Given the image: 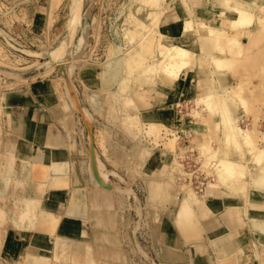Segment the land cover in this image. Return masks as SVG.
<instances>
[{"label":"rangeland","instance_id":"obj_1","mask_svg":"<svg viewBox=\"0 0 264 264\" xmlns=\"http://www.w3.org/2000/svg\"><path fill=\"white\" fill-rule=\"evenodd\" d=\"M152 1L84 0L82 23L77 31V39L86 28L89 35L87 46L89 54L86 61L67 69L63 62L65 52L49 62L43 55L38 57L33 54H44L58 46L67 31L73 27V18L69 16L70 0H0V101H3V96L7 92L16 91L39 80L55 83L68 108L77 111L76 119L85 131L87 139L91 141L93 136L92 140L97 146L105 169L113 172L112 169L118 168L116 171L119 173L113 172L114 176L110 179L123 190L112 192L116 223L108 230L113 231L111 235L115 243L113 245L104 241L103 236L98 238L96 234L98 229L94 225V220L90 219V224L87 225L88 232H84L86 235L81 238L86 237L89 240L86 246L89 250L84 254L74 255L77 263L81 262V258H86V264H158L152 248V236L156 235L162 217L174 213L166 207L172 210L178 208L180 190H187L189 186L190 192L193 190L201 196L209 182H218L213 171L219 166L220 158L232 159L236 165L244 168L239 169L237 175L239 180L244 182L251 181L254 175L260 172L259 167L264 166V28L255 40L243 42L248 48L243 55L233 58L235 61L231 62L234 67L225 68L227 74H223L227 78V87H231L233 92L231 97L235 96L232 103L236 105L238 122L249 136L248 139L236 136L225 139L227 130L224 129L222 122L229 120L231 116L227 113L215 116L204 105L197 106L192 100L182 103L179 101V105L176 106L179 118H172L168 123L147 120L141 115V107L128 99L132 94L135 101L137 102L138 98L140 102L138 103L144 106L149 94L157 86L138 82V73L142 67L137 69L125 62L127 70L121 72L119 79L112 86L105 83V71L116 61L121 63L120 56L128 58L137 54V47L141 42L144 41L145 45L148 42L152 50H158L157 41L155 43L151 41L153 38L157 39L159 27L157 22L151 23L150 30L148 28L140 31L137 25L139 17L146 20L148 12L146 5L138 13L137 8L143 3L152 4ZM262 11L260 9L256 11L258 17L264 15ZM263 21L260 17L256 18L254 24L246 26V33L251 32V28L258 29L263 26ZM210 22L217 24L215 21ZM219 47L217 45V49H214L219 55L231 53L229 51L233 50L222 51ZM28 51L33 54L30 55ZM247 60L249 63H246ZM210 66L207 59L203 65V74L206 76H210ZM125 72L129 79L127 83L130 84L124 93H116L114 89L124 83ZM155 76L159 77L157 74ZM159 82L158 85L163 84L160 80ZM68 83L72 85L70 86L73 90V93L70 90L72 96L68 94L66 85ZM216 84L219 85V81H216ZM73 94L74 97L77 95V98L75 97L77 101L74 100ZM74 104L85 108L92 116H87L89 114L86 115L81 109H74ZM194 109L199 110L200 114L192 115ZM126 112L139 115L140 121L137 128H134L136 134L134 131L130 132V129L127 130L124 123L119 121V116L122 117ZM8 124L7 112L1 106L0 253L7 222L12 220L17 226L26 225L34 229L41 225L42 220L49 222L48 216L45 218L41 216L40 202L32 216H29L21 205L23 201L19 195L31 194L34 190L29 180H20V175L13 177L8 175L7 167L11 160L8 153L12 152L14 146V141L6 130ZM152 126H156L157 131L153 130ZM169 127L174 131H169ZM173 132L178 135L174 150L166 146ZM259 152H263V155H259ZM17 159L20 160L18 156ZM68 164L71 180L70 163ZM15 170L16 174H20L18 168ZM42 177L39 187L41 200L46 195L50 176L43 172ZM128 184L133 189H130ZM96 187L83 190L80 198L90 204L91 195L100 189L99 186ZM104 188L108 189L105 186L101 187ZM169 190L173 191L172 195L165 197V192ZM153 191L158 192V195L151 194ZM4 192L6 194H3ZM49 215L52 217V214ZM58 219L60 221L61 216ZM55 231L56 229L46 231L54 234L53 243L50 244L52 247L57 241ZM102 247L118 250L114 251L113 260L102 259L103 256L100 254ZM37 249L32 243L23 240L20 263L28 264L29 254ZM46 257L49 264H66L65 261L58 259L53 251Z\"/></svg>","mask_w":264,"mask_h":264},{"label":"bare ground","instance_id":"obj_2","mask_svg":"<svg viewBox=\"0 0 264 264\" xmlns=\"http://www.w3.org/2000/svg\"><path fill=\"white\" fill-rule=\"evenodd\" d=\"M147 1L150 2V0ZM180 1L187 7L189 16L181 21L180 31L178 34H174V35L164 32L162 30V23H163V18L165 17L164 14L168 15L169 13L175 10L176 0H153L151 2L152 4L143 3L142 5H139V8H137V13L140 12L139 10L143 9L145 5L146 8L148 9L146 20H142L137 14V16L139 17V22L137 24L139 30L140 31H143V29L148 30L151 23L157 22V25L159 26L156 36L157 39L156 40H154V38L151 39V41H153L154 43L155 41H157L158 50L156 49L152 50L150 43L148 45V42L146 45L143 43L144 41L141 42L140 46L137 47V54L128 58L126 56H120L119 62L121 63H118L115 60L116 63L105 71L104 73L105 83H107V85L112 86L117 81V79H119L121 72L123 73V71L127 70L125 64L128 62L134 68L137 67L138 69L142 67V69L138 73L139 75L138 82L140 84L158 85L160 83L159 82L160 80L161 82H163V84L174 86L176 85L177 81L183 75H185V73H187L188 70L198 69L203 67L205 61H207L208 59L211 65L210 74L212 72L211 74L212 85L208 88H205L203 93L195 94L192 100L195 102V105L197 106L204 105L206 109L212 112L213 115L215 116L216 115L222 116V113L223 114L227 113V115L229 114L231 116V118H229V116L227 117L229 118V120L224 119L225 121L223 120L224 122H222L225 127L224 129L227 130V132L225 133L226 134L225 139L227 138L229 139L230 137H234V136L240 139H248L249 136L246 134L244 128L238 122L239 120H238V115L236 114L237 111L236 105L232 103V98L235 96L231 97L233 92L230 89L231 87L230 88L227 87V81H226L227 78L223 76V74H227L225 68L227 67L229 68V66L234 67L233 62L235 60L233 61V58H235V56L237 57L238 55L244 53V51L248 48V46L246 47V45H243V42L247 40L250 41L255 40L258 34L264 28V24H263V26H261L258 29L251 28V32L247 31L248 34L245 31L246 26L254 24L256 18L258 19L260 17V20L262 21L264 20V15L258 17V14L256 13V11L258 12L259 9L264 11V0H180ZM196 3L203 5H208L209 3H212L214 7H217L219 11L214 13L213 16L215 17L216 20L217 19L220 20V24H212L209 21L210 19L206 20L200 17L194 5ZM83 4H84V0H70L68 4L69 16L73 18V24H72L73 27L67 31V33L65 34V36L63 37V39L61 40L58 46L47 50V52H45L44 54L43 53L33 54L30 51H28V53L30 55L33 54L38 57L39 56L42 57L43 55L44 57L47 58L46 61L49 62L57 59L65 52V59L63 62L66 65L67 69L71 68V66L73 67V65L75 66L76 64H80L86 61L87 55L89 54L87 49L88 36H89L88 30L86 28L83 29L82 34L77 39V31L82 23ZM131 15H136V14L131 13ZM135 18L136 16L134 17V19ZM147 19L151 20V22H148ZM136 30L138 31V29ZM142 36L144 38L145 34ZM217 45L222 48L220 49L222 51L231 50V49L233 50L229 51L231 53H227V54L223 53V55H219L216 52H214L215 51L214 49H217ZM227 46L230 47L227 48ZM246 63H249V61ZM235 68H231V70ZM70 72L69 74H71ZM156 74L159 75V77L155 76ZM123 80L124 83H122V85H120L119 87H115L114 90L116 93H121V94L124 93L130 84L127 83L129 79L127 77L126 72L124 74ZM216 81H219V85L216 84ZM66 85L68 87L67 89L68 94L71 95L73 93L72 92L73 90H71L72 88H70V86L72 87V85H70V83ZM70 90L72 93L70 92ZM74 95L75 94H73V98L75 100L77 98L76 97L77 95L75 96L76 98L74 97ZM141 96H143V93H141ZM128 99L129 101L141 107V104H139L140 103L139 99L137 98V102H136L132 94L128 97ZM1 106H3L4 111H6V107H7L6 94L3 96V101H0V109ZM74 109L77 110L81 109L85 114L89 112L86 111L85 108L77 104L76 105L74 104ZM191 114L196 116L197 114L200 113L199 110L194 109L191 112ZM227 115L225 114V116ZM87 116H92V114L91 115L89 114ZM138 117L139 115H137V113L126 112L122 117L119 116L120 119L119 121L121 123H124L127 130L130 129V132H133L135 130L134 128L135 127L137 128V123L140 121ZM151 123L153 124V122ZM151 128L157 131L156 126H152ZM224 129L222 130L224 131ZM168 130L174 131V129L170 127L168 128ZM133 133L136 134V131H134ZM92 137L93 136H91L90 142L93 141ZM177 140H178V135L173 132L172 136L169 138V140L166 143L167 148L169 147L170 149L174 150L176 147L175 143L177 142ZM11 153L14 156H16L14 152ZM259 155H263V152H259ZM16 157L13 158L12 166L8 165L7 167L9 177H13L14 175H20V180L23 179L29 180L30 184L34 186V190L31 194L19 195L23 201L21 205L24 208V211L27 214H29V216H32L35 207L37 206V204L39 205L40 202L41 212H42L41 216L42 217L44 216V218L45 216L46 217L48 216L47 219L49 220V222H45L44 220H42L41 225H37V229L43 231L45 230L54 231L58 226L57 225V223H59L58 218L61 215L58 214L57 207L54 203V198L51 197V194H53L55 191L58 190L67 192L69 188L67 186L61 185L62 182L58 181L57 177H55L53 179L56 180H54L55 182H52V184L50 181H48L47 189H46V197H45L46 199L44 198L41 200L40 197L41 189L39 187L42 182L40 180H43L42 179L43 172H45L46 175L49 176H51V174L54 171H57V173L62 172L63 171L62 165H64V163H61V161L57 163L54 162L53 166L44 167L36 162L37 160L43 162L40 159L29 158V159L18 160ZM90 166H91L90 168L91 176L95 186L103 185L106 181L109 180V175L113 173L105 169V165L95 149L93 150ZM15 168H18L20 170V174H16ZM259 168H260L259 169L260 172L254 175L251 181L246 180L244 182L239 180V178L237 177L238 170L239 169L241 170L242 168L236 165L235 161H233L232 159L229 160V159L220 158L219 166L214 168L213 171L214 175L217 176L218 182L216 183L214 181L209 182L206 188H204L205 194L203 193L201 196H198L193 190H192L193 193L190 192L191 190L189 191L188 188L189 186L186 188L189 192L185 189L180 190V192L178 193V198L180 200V203L178 207L179 216L177 218V224L179 225L184 235L191 240H200L199 239L201 237L200 227H199L201 222L200 216L202 213L209 211V208L206 205V199L211 194L218 193L219 190L224 194L234 195L243 198L247 201L246 205L244 204L245 208H240V207L237 208L239 213H243V212L246 213L250 207H255L254 209H259L262 203L251 199L252 197L251 194L253 192H258L259 194L264 195V166H261ZM129 185L130 184H128L127 186L129 187ZM109 186L110 188H108ZM76 187L77 188L74 190V194L68 197V205L66 212L68 221H66L67 222L66 224L64 222L62 226L63 228L64 225L66 226V231L63 228H61V230L59 229L58 232L55 231L57 236V241L54 247H52L48 242L32 243L33 246L37 247L38 249L32 250V252L29 254L28 264H49L48 262L49 259L46 256L49 253H51V251H53L54 255L58 259L65 261L66 264H86V260H87L86 258H81L80 263L75 262L77 260H75L74 255L77 253L84 254L89 250V248L86 247L89 243V240L86 239V237L84 239H81L80 236L76 235V233H78L80 223L81 225L87 226L90 224L89 223L90 219L94 220V225L98 229V231H96V234H98L97 237L101 238V236H103L104 241L114 245L115 241L111 235L113 231L108 230L114 227L116 223L115 222L116 212L113 211V207H115V200L112 196L113 195L112 192L115 190L123 191L121 190L122 188H120L116 184L114 185V182L113 183L110 182L107 184V186H105L106 188H108L105 190H107V192L110 195L108 197L99 198L95 194L100 189L96 190L93 192L94 194L91 195L90 204H88L86 201H83L82 198H80L81 192L86 189L85 185L81 184ZM129 188L133 189L131 187ZM171 192L173 191L169 190L165 192V197L172 195ZM3 194L6 193L4 192ZM151 194L158 195V192L153 191ZM87 209L89 211V214H87ZM166 209L173 211L168 206L166 207ZM49 214H52V217H50ZM248 226L253 232L264 234V216H259V215L251 216L248 220ZM103 229H107L108 231H105ZM85 233H83V235ZM226 239L227 238L225 236H222L214 241H216L217 244L218 243L223 244V247L225 248L231 246L226 244L227 241ZM114 251H118V250L112 249L111 247L110 248L102 247L100 251V254H102L103 256L102 259L113 260V258L115 257ZM46 253L47 255L45 256ZM144 253H146L145 250ZM168 261L166 262L165 260H163L161 264H175V263H169L170 261L169 262Z\"/></svg>","mask_w":264,"mask_h":264},{"label":"crops","instance_id":"obj_3","mask_svg":"<svg viewBox=\"0 0 264 264\" xmlns=\"http://www.w3.org/2000/svg\"><path fill=\"white\" fill-rule=\"evenodd\" d=\"M194 5L200 17L220 24V20H216L213 16L219 10L212 3ZM188 16L187 7L180 0H176L175 10L163 18L162 30L171 35L178 34L181 21ZM203 70L204 67L188 70L185 73L186 76L183 75L174 86L157 85L149 94L144 106H141V115L147 120L163 123H168L172 118H179V114L176 113L179 101L181 103L191 101L195 94L210 87L209 84L212 85L211 74L206 76ZM191 93L193 94L190 95ZM6 105L9 121L6 130L14 141L12 152L20 160L40 159L43 162L39 160L36 162L44 167L53 166L54 162L64 163L63 171L60 173L54 171L49 179L52 184L56 180L53 178L57 177L58 181L62 182L61 185L69 188L67 192L58 190L51 194L58 214L61 215L56 228L58 232L63 228V223L66 224L68 221L66 213L68 197L74 194L76 186L84 184L86 189L96 187L91 176L90 162L93 150L98 152L97 146L94 141L92 143L87 139L85 131L76 119V111L68 108L67 102L53 82L39 80L16 91L7 92ZM8 154L11 157L8 165L12 166L13 158L16 156L11 152ZM114 169H112L114 173H119L116 171L118 168ZM114 173L109 175V180L103 185H97L100 186L98 187L100 190L95 194L97 197L110 195L105 188L101 189V187L111 182L110 179ZM251 196L252 200L262 204L259 209L250 207L246 213H239L237 209L245 208L247 201L243 198L224 194L220 190L208 196L206 205L209 211L200 216V240L188 239L180 229L177 224L179 208L173 210L174 213L171 216L168 214L163 216L156 235L152 236V248L159 261L158 264H161L163 260L167 262L168 259L169 263L175 264H264V242H261L264 241V234L253 232L248 226L251 216H264V195L253 192ZM87 214H89L88 209ZM5 225L0 264H21L19 258L23 251V240H27L29 244L53 243L54 234L51 232L29 228L26 225L17 226L12 220ZM63 229L66 231L65 225ZM83 231L88 232V227L80 223L76 235L82 238ZM222 236L227 238L226 244L231 246L224 248L223 244H217L214 241Z\"/></svg>","mask_w":264,"mask_h":264}]
</instances>
